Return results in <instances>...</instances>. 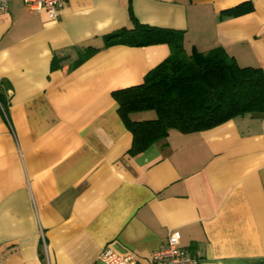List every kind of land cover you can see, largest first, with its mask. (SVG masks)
Returning <instances> with one entry per match:
<instances>
[{"label": "crops", "instance_id": "crops-1", "mask_svg": "<svg viewBox=\"0 0 264 264\" xmlns=\"http://www.w3.org/2000/svg\"><path fill=\"white\" fill-rule=\"evenodd\" d=\"M64 0L57 18L22 0L0 11V264H104L105 247L150 264L170 229L198 264H264V115L171 130L130 154L112 90L136 85L167 44L110 45L142 23L184 31V52L220 46L264 68V0ZM100 47L74 65L78 50ZM58 67L51 69L52 59ZM155 118V111L129 114Z\"/></svg>", "mask_w": 264, "mask_h": 264}, {"label": "trees", "instance_id": "trees-1", "mask_svg": "<svg viewBox=\"0 0 264 264\" xmlns=\"http://www.w3.org/2000/svg\"><path fill=\"white\" fill-rule=\"evenodd\" d=\"M253 9L251 0L220 11V17H235ZM132 27H121L103 37L110 45L147 46L167 44L170 55L148 70L136 85L112 90L118 114L132 133L128 152L139 153L164 139L171 130L182 133L214 128L239 115H264V68L240 66L220 46L207 51L184 52V31L140 22L129 7ZM100 47L78 50L74 65L97 52ZM58 59L51 61V69ZM155 111V118L133 120L129 114Z\"/></svg>", "mask_w": 264, "mask_h": 264}, {"label": "built area", "instance_id": "built-area-1", "mask_svg": "<svg viewBox=\"0 0 264 264\" xmlns=\"http://www.w3.org/2000/svg\"><path fill=\"white\" fill-rule=\"evenodd\" d=\"M11 0H0V11H6L7 5ZM30 9L45 8L49 19H56L58 10L64 0H22ZM180 231L170 229L165 244L156 248L150 254V264H198L200 258L190 254L180 243ZM99 259L104 264H137L136 257L131 254L116 253L110 247H105L100 253Z\"/></svg>", "mask_w": 264, "mask_h": 264}]
</instances>
